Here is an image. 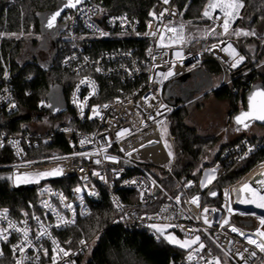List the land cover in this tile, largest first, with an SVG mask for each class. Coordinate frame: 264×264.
<instances>
[{"label": "built area", "instance_id": "2783aa9c", "mask_svg": "<svg viewBox=\"0 0 264 264\" xmlns=\"http://www.w3.org/2000/svg\"><path fill=\"white\" fill-rule=\"evenodd\" d=\"M153 1L156 6L152 13L157 17L165 9L168 10L162 19L150 15L146 22H142L127 12L107 14L89 2L79 5L75 11H67L61 17L59 24L63 31L59 36L66 38L59 39V64L63 70L76 77L67 102L70 125L57 131L68 145L69 153L49 155L39 152L42 145L51 144L52 134L0 132V157L6 161V164L0 165V181L6 182L13 190L32 187L37 190L35 206L32 200H27L25 210L10 213L0 209V230L7 229L3 235L8 237L6 241L0 239V264H16L17 260L23 264H53V256L56 264H79V260L93 247L95 238L83 240V245L80 240L68 249L59 241L56 233L89 216L103 195L109 199L116 212V218L110 223L112 228L162 237L151 227L158 225L183 239L191 240L199 236L200 242L205 245L204 249L197 251L198 244L188 249L182 264H214V258L217 257L227 264H264V252L246 239L252 237L264 244V237L256 234L258 229L264 231L260 224V220L264 219V208L242 202L251 199V194L238 191L246 181L252 179L251 176L264 161L241 183L222 190L218 197V208H205L208 209L207 213L202 208L201 194H186L193 187L191 181L183 186V192L169 195L155 176L159 173L164 178L162 173L170 174L174 165V159L166 152L159 131L175 108L164 100L166 88L186 74H190L189 87L195 83L207 84L209 88L205 87V93L223 87L232 88L233 73L242 69L245 59L238 67L232 68L233 57L220 48L231 43L237 53L243 56L238 43L228 39L241 18L243 8L232 22L227 35L211 36L206 33L198 40L187 42L185 11L175 3L177 0H169L167 4L163 0ZM207 3L208 0L199 21L191 23L210 29L215 27L216 33H221L223 30L219 25L223 17L219 10L213 15H220V20L207 19L202 15ZM169 24L177 29L184 26V42L168 48L158 47L161 32L165 34V43L173 35L165 32L164 26ZM152 32L157 35H151ZM220 40L225 43L219 44ZM117 44L121 45L118 49H102L103 46ZM214 44H219V47L212 49ZM177 51L182 53V59L175 56ZM206 60L218 66V76L206 77L199 73ZM173 63L176 74L164 80L159 73L168 71ZM102 81L114 88L116 98L111 102H99L104 93ZM251 86L247 84L246 92ZM94 108H97L99 115H94ZM17 110L8 74H0L1 115L12 116ZM122 131L124 135L117 137V133ZM167 133L173 142L169 127ZM81 140L86 143L81 144ZM262 147V143L251 144L247 141L231 146L224 153V165L245 161ZM96 160H100V163H95ZM224 165L219 162L212 167L214 180L224 176ZM54 169L62 170L61 174L43 178L30 176V182L27 183L16 181L17 175L51 172ZM151 170L156 173L153 174ZM68 180H74L76 184L67 191L52 186L54 182ZM118 191L132 192L133 198L124 203L117 195ZM193 198H198V204L191 203ZM148 209L152 211L147 212ZM205 216L210 227L204 223ZM225 220L228 223L225 224ZM10 224L14 227H9ZM168 225L171 227H166ZM232 227L237 231H231ZM24 230H27V238ZM42 231L45 234L39 235ZM14 245L22 246L25 251H14ZM60 249L68 251L69 255L63 256ZM252 252H255V256L251 255ZM190 254L192 260L188 259Z\"/></svg>", "mask_w": 264, "mask_h": 264}, {"label": "trees", "instance_id": "16d2710c", "mask_svg": "<svg viewBox=\"0 0 264 264\" xmlns=\"http://www.w3.org/2000/svg\"><path fill=\"white\" fill-rule=\"evenodd\" d=\"M56 1L0 0V36L1 34L6 35L0 38V74H8L18 108L12 116L2 115L0 132L29 131L36 134L32 125H36L43 117L45 120L53 121L57 125L43 134L53 135L51 144L42 145L39 148L40 153L46 152L49 155L69 153L68 145L57 131L63 126L70 125L71 120L68 117L70 109L67 102L76 77L67 70H63L59 64L61 42L58 37L54 39L55 51H52L50 59L46 63H40L34 54H31L26 60L23 59L25 51L29 48L33 50V46L38 41H27L18 36L35 34L40 39L42 37V17L55 7ZM206 2L207 0H177L175 3L185 11L184 20L186 22H197ZM242 2L244 4L243 11H241V18L237 24L241 22L248 30H256L255 35L245 36L241 45L238 44L240 52L245 57V64L242 69L233 73L232 88L223 87L213 92L217 101L229 103L232 115L244 108L245 87L248 83L264 85V73L260 72L261 67L264 68V0H242ZM89 3L98 6L103 13L127 12L138 17L142 22H146L150 18V13L156 6L153 0H89ZM237 24L235 25L237 26ZM8 35L15 37L9 38ZM120 47V44L107 45L102 49L110 51ZM199 73L206 77H215L220 74V69L212 61L206 60ZM194 86L195 84L189 88ZM51 87L55 92H62L67 108L65 113L58 116H52L47 108L46 98ZM101 88L104 93L99 102H111L116 98L114 88L106 81L101 82ZM233 89L234 92H232ZM185 115V108L177 103L169 117L168 126L170 135L173 137L172 141H174L176 160L170 174L162 173L164 178L160 183L166 193L176 195L183 192V186L191 181L193 187L186 194L188 196L201 194L203 209L218 208L220 198L209 200L207 198L208 188L216 186L219 192L232 188L264 161V147H262L245 161L224 165L225 151L242 141L251 144H264V138L239 137L226 142L220 141L215 136H202L194 128L184 124ZM39 156L41 157V155ZM219 162L225 167L224 176L213 180L208 188L201 189L199 181L202 172L206 168L214 167ZM2 164H6V161L0 157V165ZM151 172L156 173L155 170H151ZM75 184L74 180H68L54 182L52 186L58 190L67 191ZM117 195L121 201L126 203L129 198H133L134 194L118 191ZM27 200H32L35 206L37 200L35 187L13 190L6 182L0 181L1 210L10 213L19 209L25 210ZM36 211L39 212V208ZM115 213L111 202L103 195L99 205L92 210L89 216L77 220L72 227L56 233L57 237L68 249L74 247L80 240L95 238L94 245L88 252L89 255L81 258L79 264H182L188 250L172 246L162 237H155L146 232L127 231L119 227L112 228L110 223L116 218ZM175 236L180 237L177 233ZM221 264L227 263L221 259Z\"/></svg>", "mask_w": 264, "mask_h": 264}, {"label": "snow or ice", "instance_id": "6c2138e0", "mask_svg": "<svg viewBox=\"0 0 264 264\" xmlns=\"http://www.w3.org/2000/svg\"><path fill=\"white\" fill-rule=\"evenodd\" d=\"M163 2L165 4H167L169 2V0H163ZM79 3H81V0H66L64 7L75 8ZM243 6L244 5H243L242 0H208V3L206 5L202 15L204 18H207V19L220 20L221 19L220 15H216L215 17L213 15V13H215L217 10H219V12L222 14V17H223L222 23L219 25V27H221L223 31L221 33H216V29H215V27H213L210 30H208L207 35H211V36L227 35L229 33V29L231 27L232 22L239 16V11L241 8H243ZM61 10H57L55 13H53L51 15L50 19H48V21H47V27L48 28H54L55 27L57 17L60 16ZM167 11L168 10L165 9L164 12L160 13L159 17H157L155 13H150V15H153V17L156 19H162L165 12H167ZM172 14L174 15L175 13H172ZM149 27H151V25H149ZM183 28H184L183 25H181L179 29H177L175 26H172L171 24L165 25L164 26L165 32L172 33L173 35L168 38V43H165V34H164V32H161L159 35V40H158L157 46L161 47V48H168V47H172L173 44L183 43L184 42ZM233 34L236 36L255 35L254 32H244L242 30H234ZM102 35H103V33H102ZM151 35L156 36L157 33L152 32ZM224 43H225V41H223V40L219 41V44H224ZM219 44H214L211 46V48L215 49V48L219 47ZM208 50H211V49H208ZM220 50L224 51V52H228L229 55H231L233 57L234 62L230 65V67H232V68L238 67L239 64H241L245 59L244 56H241L237 53L236 49L232 46L231 43H228L227 47L220 48ZM175 56L178 59L183 58L182 53L180 51L175 52ZM237 56H238V59L236 58ZM174 67H175V64L173 63L172 66L169 67L168 71L161 72V73H159V75L164 80L169 79L171 76L176 74L173 71ZM83 82L84 81H81V83H83ZM13 107H15V105H13ZM104 107H107V105H105ZM93 113H94V115H99V111L97 110V108L93 109ZM257 120L264 122V87L258 88L256 90H254L253 92H251V94L248 97V108H247V110L242 111L239 115H237L235 117L236 124L242 125L244 128H248L250 126V123H249L250 121H257ZM239 130L240 129L238 128L237 131H239ZM124 131H127V130H124ZM124 131L118 132L117 137L123 136ZM84 143H86V141L81 140V144H84ZM77 155H88V154L87 153H78ZM169 155H171V153H169ZM109 158L114 159L111 157H109ZM95 163L99 164L100 160H96ZM61 171L62 170H60V169H54L51 172L24 173L21 175H17L16 181H17V183H21V182L27 183V182H30L29 181L30 176H35L37 178H43V177H47L49 175H59V174H61ZM93 174L99 175V173H93ZM214 178H215L214 175L209 177L208 182H211V180ZM252 183L259 184L260 190L253 188L250 184H244L241 191L246 192V193H250L252 198L249 200L242 201V202L256 203L257 207L264 208V194H261V192L264 191V178H257ZM203 186H206V185H203ZM76 191H80V189H76ZM211 195L215 196L216 192L213 191L211 193ZM225 195H227V193H225ZM179 199H180L179 196H177L176 197L177 202H179ZM257 201H258V203H257ZM191 203L198 204V198H193ZM68 207H71V206L68 205ZM229 210H231V209H229ZM204 212L207 213L208 209H204ZM36 219H39V218L37 217ZM204 223L208 224L209 227L211 226V224L208 221L206 216L204 218ZM224 223L226 224V223H228V221L225 220ZM260 224L262 227H264V219L260 220ZM221 226H223V225H221ZM9 227H14V225L10 224ZM151 227L155 228L156 231L158 233H160V235H164L165 228L160 227L158 225H151ZM166 227H171V225H168ZM16 230L20 231L19 229H16ZM6 231H7V229L0 230V239H3L5 241L8 239V237L6 235H3V232H6ZM231 231L236 232L237 229L235 227H232ZM44 234L45 233L43 231L41 233H39V235H44ZM240 234L244 235L243 233H240ZM256 234L261 236V237H264V231H261L259 229L257 230ZM24 236H25V238H27V230H24ZM164 238L169 243L176 244L181 248H191L192 245L198 244L199 245V248L197 249V251H198V250L204 249V247H205V245L202 242H200L199 236H196L194 239L184 240V241L178 240L175 236H173L171 234L165 236ZM246 239H247L249 244L255 245L256 248H258L261 252H264V244L258 243L252 237H246ZM53 243L56 244V241H53ZM80 244H82V245L85 244V241L81 240ZM13 249H14V251L18 250L21 253H23L25 251V249L22 246H17V245H14ZM54 251H55V249H54ZM60 252H62L63 256H65V257L69 255V252L64 250V249H60ZM45 255H47V250H45ZM251 255L255 256V252H252ZM241 258H243L242 254H241ZM188 259L192 260L193 256L190 254ZM16 264H23V262L21 260H17ZM53 264H56L55 256H53ZM209 264H213V262H209ZM214 264H221V261L218 257L214 258Z\"/></svg>", "mask_w": 264, "mask_h": 264}, {"label": "rangeland", "instance_id": "374dc122", "mask_svg": "<svg viewBox=\"0 0 264 264\" xmlns=\"http://www.w3.org/2000/svg\"><path fill=\"white\" fill-rule=\"evenodd\" d=\"M185 30H186V40L187 42H191L193 40H198L204 37V35L208 32V30H210V28L207 26L199 27L191 22H185ZM234 30H242L244 32H254V33L256 31V30L254 31L248 30L246 26L244 27L243 23L241 22L237 24ZM233 32L229 34L228 39L235 40L238 42L239 45H241L242 39L245 36L244 35L236 36L233 34ZM5 36H6L5 34H1L0 38ZM248 36H254V35H248ZM7 37L12 38L15 36L8 35ZM18 37L26 39L27 41L30 40L38 41L40 39L43 40L45 38V36H42V38L39 39L38 37H36L35 34L20 35ZM65 38H66L65 36L61 35L58 37V40ZM31 54H35L40 63H46L49 60L47 55L39 51H32L30 48L25 51L23 59L24 60L28 59ZM260 72L264 73V68L261 67ZM205 85L207 88L208 87L207 84ZM205 91L202 90L199 93L194 92L192 94L193 98L188 104L182 105L180 103L181 106L185 108L186 115L184 117V124L186 126L194 128L198 132V134L202 136H207V137L215 136L218 137L220 141H226V142L233 141L239 137H248V138L251 137L256 139L264 138V126L252 125L246 131H241V130L237 131V128L233 125V123L230 122L232 115V108L230 107L229 103L217 101L214 98L213 92L205 93ZM169 123H170V119L168 120L167 123H164L160 126L159 131L166 152L168 153V155L169 153H171V155L169 156L173 157L175 162L176 156L174 153V141L173 142L170 141V138L167 133V128L169 126ZM56 125L57 124H54L53 121L45 120V118L43 117L40 122L36 123V125H32V129L35 130L37 133L43 135L46 131H48L52 127H55ZM259 165H257V167L253 171H251V173L254 172L259 167ZM260 167L261 168L264 167V164H262ZM260 167L257 169V171L260 170ZM247 175L243 177L237 184L241 183L242 180L247 177ZM211 176H213L212 168L204 169V171L201 174V179L199 181L201 185L200 186L201 189H205L211 186V183L214 180L212 179L211 182H208V178ZM44 185H48V183H45ZM156 234L160 235V233H158L157 231ZM169 234L175 236L174 233L167 232L166 229L164 235H160V236H162V238L165 239L164 237ZM175 237L180 241L187 240L177 236ZM169 244H171L172 246L179 247L176 244H172V243ZM195 245L196 244L192 245V247H194ZM183 249L188 250L190 248H183ZM88 255L89 253L86 254V256Z\"/></svg>", "mask_w": 264, "mask_h": 264}, {"label": "water", "instance_id": "95a60500", "mask_svg": "<svg viewBox=\"0 0 264 264\" xmlns=\"http://www.w3.org/2000/svg\"><path fill=\"white\" fill-rule=\"evenodd\" d=\"M85 2H89V0H81V3H79L75 8H69V7H64V4L66 3V0H57L55 7L48 11L41 20V34L42 36H46L48 35L50 38L54 39L55 37H57L58 35H60L63 31L62 26L59 24V21L61 20V17L67 12V11H75L76 8L85 3ZM62 9V10H61ZM57 10H61L60 16L57 17V21L55 24L54 28H48L47 27V21L48 19H50L51 15L53 13H55ZM55 51V48H54ZM190 76V74H186L182 77H180L179 79L173 81L165 90L164 92V100L167 104L171 105V106H175L177 103H181L182 105L188 104L191 100H192V94L194 92L199 93L200 91L203 90L204 87L201 86V84H196L193 88H186L181 92V95L178 97H173L171 92H170V88L175 85V84H181L183 82H185V80ZM264 87V85L262 84H254L252 85L249 90L246 92L245 96H244V102H245V106L243 109H241L239 112H237L236 114L231 116V122L233 123V125L238 129H240L241 131H246L248 130L252 125H259V126H264V122L261 121H250V126L248 128H244L242 125H237L235 122V117L237 115H239L242 111H246L248 108V97L251 94V92H253L254 90L258 89V88H262ZM214 92V91H212ZM46 101L49 105L48 107V112L52 115V116H58L61 115L63 113L66 112L67 108L66 105L64 103V99L62 96V92L58 93L55 92L54 88L51 87L49 90V93L47 95ZM2 126V115H1V111H0V127ZM156 178L160 181L163 180V177L157 173ZM216 192V195L213 196L211 195L212 192ZM219 189L216 186H211L208 188L207 191V198L210 200H216L219 197ZM246 226H249V224H246Z\"/></svg>", "mask_w": 264, "mask_h": 264}, {"label": "flooded vegetation", "instance_id": "af4514ba", "mask_svg": "<svg viewBox=\"0 0 264 264\" xmlns=\"http://www.w3.org/2000/svg\"><path fill=\"white\" fill-rule=\"evenodd\" d=\"M59 36V35H58ZM57 36V37H58ZM42 38V37H41ZM56 38V37H55ZM54 38V39H55ZM54 39L50 38L48 35L45 36V38L43 40H38V43H36L33 47L32 51H39L42 52L43 54L47 55V57L50 59V56L52 54V51L54 50ZM35 55V54H34ZM189 78H187L185 80V82L181 83V84H175L172 89L170 90L171 94L173 97H178L181 95V92L186 89L189 88L188 84ZM196 85V83H195ZM202 87H206L205 84L201 83Z\"/></svg>", "mask_w": 264, "mask_h": 264}, {"label": "bare ground", "instance_id": "6f19581e", "mask_svg": "<svg viewBox=\"0 0 264 264\" xmlns=\"http://www.w3.org/2000/svg\"><path fill=\"white\" fill-rule=\"evenodd\" d=\"M252 179H249L248 181H246L244 184H250L253 188H256L257 190H260V185L259 184H254L252 183L254 180H256L257 178H264V167H260V170H258L257 172H255L252 176ZM243 184V185H244ZM243 185L240 187V189L238 191H241V189L243 188ZM237 191V192H238ZM261 194H264V191L261 192ZM258 203V201H257ZM251 204H256V203H251Z\"/></svg>", "mask_w": 264, "mask_h": 264}]
</instances>
